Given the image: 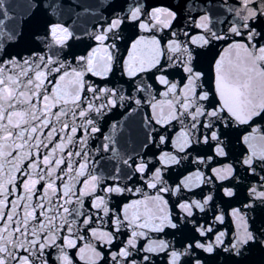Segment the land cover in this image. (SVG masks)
Listing matches in <instances>:
<instances>
[{
  "label": "snow or ice",
  "instance_id": "snow-or-ice-1",
  "mask_svg": "<svg viewBox=\"0 0 264 264\" xmlns=\"http://www.w3.org/2000/svg\"><path fill=\"white\" fill-rule=\"evenodd\" d=\"M194 5L195 0L187 5L190 30L177 31L173 22L179 23L178 13L172 7L110 0L111 19L87 33L95 46L77 55L75 41L80 38L59 19L68 0H27L30 11L11 28L6 21L13 17L0 0V264H74L68 250L77 248L81 261L102 264L104 254L95 244L78 246V240L86 239L81 228L109 248L110 264H152V255L158 253L168 256L167 264H264V219L257 223L249 215L264 209V135L253 136L256 128L240 138L247 151L234 157L244 167L245 179L254 182L247 188L246 202L227 213L230 229L216 230L225 224L223 211L208 224L196 218L195 210L204 213L212 195L179 199L182 189L191 191L213 183V178L231 184L237 178L234 164H221L216 158L231 154L233 125L264 119V0H223L218 6L231 16L225 21L226 31L215 30L207 13L191 15ZM127 29L170 33L166 41L139 35L123 58V72L129 78L146 73L153 80L135 86L136 93H149L152 109V115L144 117L150 130L138 160L119 153L115 123L101 146L90 147L101 133L97 117L118 103L134 102L138 107L142 103L135 95L86 79L87 74L107 78L113 72L121 60L118 42ZM219 42L226 47L213 64L217 98L213 101L203 83L202 63ZM53 50L56 55L48 54ZM174 72H182L179 82L169 78ZM153 84L163 86L161 100L151 95ZM153 121L160 131L152 127ZM173 121L181 128L170 138L167 132ZM170 139L173 151L157 155L153 146H167ZM108 152L112 153L108 159L118 164L105 177L99 172L104 157L97 154ZM188 159L196 170L172 187L163 173ZM213 163L219 166L212 167ZM120 164L131 174H121ZM199 165L210 168L211 175ZM137 175V186H129ZM125 179L128 183L122 182ZM145 186L154 195L145 192ZM124 193H140L143 198L123 204L119 211L111 209L109 198H123ZM166 195L177 196L179 202L171 201L170 207ZM236 195L234 187L223 188L224 197ZM101 212L110 219L112 231L91 226ZM122 229L127 238L118 251H111L117 237L125 234ZM153 233L179 235L180 248L153 238Z\"/></svg>",
  "mask_w": 264,
  "mask_h": 264
},
{
  "label": "water",
  "instance_id": "water-1",
  "mask_svg": "<svg viewBox=\"0 0 264 264\" xmlns=\"http://www.w3.org/2000/svg\"><path fill=\"white\" fill-rule=\"evenodd\" d=\"M110 0H68V6H66L59 19L62 23L68 26L71 30L74 31L75 35L80 39L75 41L76 44V54H86L91 47L95 46V42L89 38L87 33L94 31L99 25L105 24L106 19L110 20L114 14L111 9L107 7ZM141 3L145 4L146 7L150 8L158 4H163L169 7H172L178 13L179 23L173 22L175 28L173 30L177 31H187L190 30V25L186 23L187 17L189 15V9L187 5L191 3V0H140ZM223 0H195V5L191 11V15L194 17H199V15L207 13L210 17L212 25H214L215 30H225L227 29V23L225 21L230 20L231 16L226 13L220 5ZM228 3H231V0H227ZM132 3V0H128V4ZM27 0H4V5L9 15L13 17L12 20L6 21L8 28L13 27L18 23L23 17L27 16L30 11L27 6ZM125 4V9L127 8ZM2 18V17H0ZM106 26V24H105ZM139 35H156L157 38H163L165 41L170 38V33L168 30L155 33H141L138 29H127L124 31V39L119 41L120 45V57L121 60L118 64L114 66V70L109 74L107 78L94 77L91 74H87L86 79L90 82L96 84L99 87H109L116 89L119 93L125 95H135L136 98L141 99L142 103L138 107L134 102L129 105L128 102H124L123 105L119 104L112 108L110 111H105L104 115L97 117L98 125L101 127V133L96 137H93L90 141V147L95 149L98 146H101L103 136L105 134L111 133V125L117 124V130L115 133L116 147L123 158L132 157L136 160L139 159V156L142 155L145 151L143 144L145 142V135L150 129H146L144 126V117L152 115V109L150 104L147 103L150 100V95L147 92H135V86L143 80L145 83L152 84L153 80L148 79L146 73L138 74L135 78H129L123 72V58L127 57L128 47H130L132 40L136 39ZM70 43H72L70 41ZM226 47V43L219 42L216 43L212 53L208 58H206L202 63V68L205 72V77L203 80L205 88H208L211 92L210 99L215 101L217 98L214 91V71L213 64L215 59L219 57L222 49ZM82 49L83 51H80ZM67 51V49H65ZM48 54L56 55L55 50L49 52ZM66 59H71L67 57ZM182 72H174L169 78L173 81L179 82L182 77ZM164 88L161 85L153 84V89L151 95H154L156 100H161L159 93L163 91ZM95 115V114H94ZM157 131H160V126L153 125ZM181 125L178 121H173L172 125L168 127L167 134L169 137H175L176 134L180 131ZM256 128L257 131L253 133V136L259 137L264 135V119L256 118L254 122H250L249 125L236 126L233 125L230 135H231V154L226 158H216L220 161L221 164L232 163L236 169V179L229 184L227 181H217L213 178V183L210 184H201L198 188H193L191 191L187 189H182L179 194V199H203L206 195H212L213 199L209 202L208 206L205 209L204 213H201L199 210H195L196 218L202 224L211 223L214 215L218 214L220 211H223L226 214L225 224L223 226L217 225L216 230H222V228L230 229L232 224V218L227 216V213L232 207H239L246 202L245 197L247 196V188L254 182L251 179H245L247 173L244 171V167L235 162L234 157L240 154L242 151H247V146L240 142V138L246 134L252 133V129ZM161 134H164L161 132ZM156 154L159 155L160 151H173L171 147V139L167 146H161L159 149L153 146ZM211 154V153H209ZM100 155L104 157V166L99 169L105 177L110 173L115 172V167L118 164V161L113 159L109 160L108 158L112 156L111 152L97 154V158ZM179 156H184L185 153H178ZM192 157L195 156V153L190 154ZM153 163L156 166H159L158 162L153 158ZM212 167H218V164L213 163ZM121 174L128 172L131 174L130 170L126 166L120 164ZM196 165L191 164V160H182L179 165L170 166L169 170L163 173L164 179L168 182L169 185L175 187L184 176H187L190 172L196 170ZM201 171L205 173L206 176L211 175V169L205 167V165H199ZM264 175V173H261ZM139 179L137 175L136 179L129 184V186H137L136 181ZM123 183H128L127 179L122 181ZM111 183V181H106ZM142 184L143 182L140 181ZM224 187H234V191L237 193L236 196L232 198L223 196ZM145 192L148 194H153V190H149L145 186ZM103 194V193H99ZM140 193L131 194L124 193V197L120 198L118 196H113L109 198V207L114 211H119L122 208L123 204L130 202L135 199H142ZM166 199L171 201L179 202L177 196L168 195L165 196ZM90 203V202H88ZM178 212V209L175 210ZM100 219L94 218V222L91 225L94 228H100L104 231H112L111 221L108 217H104L103 213L100 214ZM251 217L257 218V223L260 219H264V209L249 213ZM167 231H173L171 229ZM124 235L118 236L116 240V246L111 248V251H118L119 246H121V241L127 238V230L122 229ZM80 234L83 235L86 239L81 241L78 240L77 244L79 247H82L84 243L91 241L96 245L97 249L104 254V261L102 264H110L109 257V248L107 246L99 244L97 241L93 240L90 237L89 232L85 231L83 228L80 230ZM153 238L167 239L174 243L176 248H180V244L177 242L179 240V235L175 238L172 236H165L163 234H150ZM214 235V233H213ZM147 241L144 240L141 242L140 246L143 247ZM53 251L54 250H50ZM70 257L73 259L74 264H86L85 261H81L77 256V249L68 250ZM207 255V254H205ZM142 256V254H140ZM140 256H135L137 260L140 259ZM51 260V257H49ZM183 259V258H182ZM256 260L260 259V254L257 253L255 256ZM168 256L163 253L153 254L152 255V264H167ZM209 264H213L212 261H209Z\"/></svg>",
  "mask_w": 264,
  "mask_h": 264
}]
</instances>
